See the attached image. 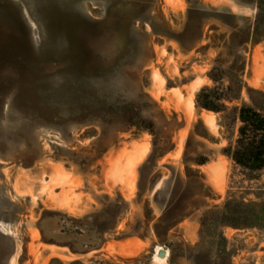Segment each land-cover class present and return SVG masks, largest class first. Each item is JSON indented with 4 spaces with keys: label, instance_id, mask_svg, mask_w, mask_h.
Returning <instances> with one entry per match:
<instances>
[{
    "label": "rangeland",
    "instance_id": "obj_1",
    "mask_svg": "<svg viewBox=\"0 0 264 264\" xmlns=\"http://www.w3.org/2000/svg\"><path fill=\"white\" fill-rule=\"evenodd\" d=\"M255 14L236 0H0V264L118 263L151 254L150 264H215L192 251L205 211L228 197L264 200V170L246 171L222 153L229 137L221 132L223 116L199 112L196 96L213 86L218 57L226 68L234 64L227 49L213 45L229 43L233 27ZM246 57L244 82L264 92V41ZM119 102L141 105L143 116L165 130L174 149L157 168L148 161L150 134L113 130L105 109ZM192 131L189 157L209 162L199 167L203 180L190 175L200 183L188 188L192 213L168 240H110L81 256L44 243V211L83 218L101 210L105 196L131 204L119 231L144 220L147 201L160 217L154 195L163 190L162 203L176 179H188L182 161ZM224 234L233 264H264V231Z\"/></svg>",
    "mask_w": 264,
    "mask_h": 264
},
{
    "label": "trees",
    "instance_id": "obj_2",
    "mask_svg": "<svg viewBox=\"0 0 264 264\" xmlns=\"http://www.w3.org/2000/svg\"><path fill=\"white\" fill-rule=\"evenodd\" d=\"M236 1L242 6L253 7L256 14L247 20L233 15L239 22L246 20V23L233 27L229 43L221 47L213 45L216 49H227L234 58V64L230 63L226 68V61L223 57H218L217 66L209 76L213 86L204 87L198 92L196 106L199 112L208 111L223 116L221 132L229 137L228 145L222 153L236 166L246 171L259 172L264 170V92L248 87L243 79V71L247 65L246 55L249 49L264 41V0ZM105 113L117 133L133 134V138H140L144 133L152 136V153L148 161H153L154 168L173 151L174 147L164 139L165 130L159 132L156 123L143 116L141 105L112 103L109 109H105ZM199 124L203 125L202 121ZM194 135L195 131L189 135L182 161L188 179H176L173 189L162 203L157 199L163 190L154 195V203L161 211L160 217L154 214L151 202L147 201L144 220H136L134 225L128 223L123 231H119L120 225L131 211V204L121 195L116 198L105 196L102 209L83 218H74L60 211H44L38 223L44 243L67 247L72 254L81 256L101 250L110 240H145L148 236H153L158 243L168 240L172 230L190 217L192 212L188 202L191 197L188 196V188L192 184H200L204 176L199 167L209 162L204 157H189L188 150ZM197 136L205 137L199 133ZM66 158L56 157L55 160L72 162ZM191 174L197 175L200 181H191ZM182 183L185 184L182 188L184 190L179 195V185L182 186ZM154 191L155 186L150 189V193ZM140 197L141 194H138V198ZM226 228L264 231V200L253 202L228 197L223 205L208 208L201 219L200 242L192 249L198 260L208 254L210 261L215 264H233V252L229 249V240L224 234ZM152 257L151 254L119 259L118 263L110 259L90 264H150ZM50 264L86 263L80 260L64 263L53 259ZM194 264L197 262L194 261Z\"/></svg>",
    "mask_w": 264,
    "mask_h": 264
},
{
    "label": "water",
    "instance_id": "obj_3",
    "mask_svg": "<svg viewBox=\"0 0 264 264\" xmlns=\"http://www.w3.org/2000/svg\"><path fill=\"white\" fill-rule=\"evenodd\" d=\"M158 256L159 258L166 259V251L164 249L160 250Z\"/></svg>",
    "mask_w": 264,
    "mask_h": 264
},
{
    "label": "built area",
    "instance_id": "obj_4",
    "mask_svg": "<svg viewBox=\"0 0 264 264\" xmlns=\"http://www.w3.org/2000/svg\"><path fill=\"white\" fill-rule=\"evenodd\" d=\"M161 250H162V249H161ZM168 253H169V252H166V255H167L166 257H168Z\"/></svg>",
    "mask_w": 264,
    "mask_h": 264
},
{
    "label": "bare ground",
    "instance_id": "obj_5",
    "mask_svg": "<svg viewBox=\"0 0 264 264\" xmlns=\"http://www.w3.org/2000/svg\"><path fill=\"white\" fill-rule=\"evenodd\" d=\"M207 170V169H206Z\"/></svg>",
    "mask_w": 264,
    "mask_h": 264
}]
</instances>
